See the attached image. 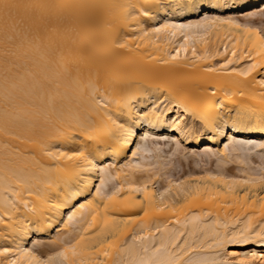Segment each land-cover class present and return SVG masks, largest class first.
<instances>
[{
  "label": "bare ground",
  "instance_id": "6f19581e",
  "mask_svg": "<svg viewBox=\"0 0 264 264\" xmlns=\"http://www.w3.org/2000/svg\"><path fill=\"white\" fill-rule=\"evenodd\" d=\"M263 17L0 0V264H264Z\"/></svg>",
  "mask_w": 264,
  "mask_h": 264
},
{
  "label": "rangeland",
  "instance_id": "374dc122",
  "mask_svg": "<svg viewBox=\"0 0 264 264\" xmlns=\"http://www.w3.org/2000/svg\"><path fill=\"white\" fill-rule=\"evenodd\" d=\"M261 17V16H260ZM256 18H258V17H256ZM262 18V17H261ZM264 18V17H263ZM264 20V19H263Z\"/></svg>",
  "mask_w": 264,
  "mask_h": 264
}]
</instances>
